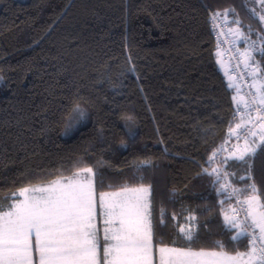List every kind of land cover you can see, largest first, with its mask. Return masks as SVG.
I'll return each mask as SVG.
<instances>
[{"label": "trees", "instance_id": "obj_1", "mask_svg": "<svg viewBox=\"0 0 264 264\" xmlns=\"http://www.w3.org/2000/svg\"><path fill=\"white\" fill-rule=\"evenodd\" d=\"M208 10L264 36L254 0H0V207L19 188L91 167L96 192L151 186L164 245L186 246L178 226L195 216L194 248L221 241L245 251L224 226L227 199L204 173L234 115ZM76 103L86 117L65 134ZM229 165L234 181L264 196V154L251 179Z\"/></svg>", "mask_w": 264, "mask_h": 264}, {"label": "snow or ice", "instance_id": "obj_2", "mask_svg": "<svg viewBox=\"0 0 264 264\" xmlns=\"http://www.w3.org/2000/svg\"><path fill=\"white\" fill-rule=\"evenodd\" d=\"M260 3L264 5V0ZM218 15L220 13H213V19ZM258 15L264 25V11ZM236 35L245 42L249 40L239 28ZM253 53L264 58V40L259 46L252 41L241 53L246 67L255 66L252 76L259 72L260 77L251 85L256 88L255 94L249 93L251 101H243L241 118L247 114L249 119H242L229 130L237 141H244L243 146L237 143L222 160L225 165L229 161L243 165L248 179L252 178L255 157L258 153L264 154V68ZM233 100L239 106L236 96ZM253 111L260 123L248 127L254 123ZM85 117L86 111L76 103L68 117L65 134H69ZM126 120L132 122L133 117L127 116ZM125 128L129 138L134 139L133 127L126 124ZM215 159L216 153H213L209 160ZM204 173L215 177L214 184H220L222 178L230 174L235 175L222 172L220 168H212L211 172L204 169ZM95 175L91 167L80 169L72 177L65 178V182L54 180L47 187L21 189L19 194L25 196L23 200L13 201L6 211L0 207V264H35L34 252L38 253V264H153L154 247L158 251L159 264H264V196L254 183L244 188L232 187L230 183L220 184L219 191L227 193L229 200L235 197L237 205L230 212H224L225 228L229 232L235 230L230 240L234 243L247 240L245 251L237 250L232 254L221 241H216L213 249L194 248L192 245L198 239L194 226H178V239L185 241L186 246L164 245L162 239H156L151 186H125L118 192L97 194ZM29 192H39L40 195H25ZM97 206L101 215L106 217L103 246L94 222ZM241 212L244 213L242 219L239 218ZM164 215L161 210L162 227L166 226ZM195 220V216L189 218V222ZM172 243L175 245L177 239Z\"/></svg>", "mask_w": 264, "mask_h": 264}, {"label": "built area", "instance_id": "obj_3", "mask_svg": "<svg viewBox=\"0 0 264 264\" xmlns=\"http://www.w3.org/2000/svg\"><path fill=\"white\" fill-rule=\"evenodd\" d=\"M213 13H220V15L216 16L215 19H213ZM237 20L240 22L239 24L235 22ZM207 22L215 37L216 52H218L216 61L218 63V66L224 77H233L234 81L237 84L238 92L241 95V102L239 106L234 108V115L227 126L223 141L208 156L206 160V169L211 172L212 168H220L222 172L227 171L229 173H232L229 162L228 165H225L222 163V160L223 158L227 157L229 152L233 150L234 145H236L237 143L241 145L244 142L242 139L237 141L236 136L230 135L229 130L231 124L235 119H237V121H240L238 123H241L242 119H249L247 114L243 115V117L241 118V113L243 112V101H251L252 96L249 95V93H256V88L251 86L253 84V76L251 71L252 66L246 67L245 58L241 56V53H243L245 49L248 48V45L251 44L252 41L250 40V32L245 29L242 21L236 14L229 15L227 13V15H225L224 12L208 10ZM237 28H239L249 36V40L247 42H245V40H243L242 38H238V36L236 35ZM251 116L254 123L247 125L248 127H254L256 124L260 123L259 120L255 119L257 116L256 112L253 111L251 113ZM222 145L223 148L221 147ZM213 153H216V159L210 162L209 158L213 156ZM211 177L214 181L215 177ZM223 183H230L232 187L236 188H244L246 185L251 184H239L233 180L231 174L227 177L222 178L220 184ZM220 184H215L218 191L220 188ZM229 191H231V189H229ZM223 195L225 199H227V193H223ZM241 199H243V197H241ZM227 201L229 209H231L232 207H237L235 203V197H233L231 200L227 199ZM243 215L244 213L241 212L239 218L242 219Z\"/></svg>", "mask_w": 264, "mask_h": 264}, {"label": "rangeland", "instance_id": "obj_4", "mask_svg": "<svg viewBox=\"0 0 264 264\" xmlns=\"http://www.w3.org/2000/svg\"><path fill=\"white\" fill-rule=\"evenodd\" d=\"M255 1V4L257 6V16L259 17L258 14H260L262 11H264V5H262L260 3V0H254ZM243 25L245 27L246 30H248L250 32V40L251 41H255L257 46H259L261 44V40H264V36L262 34H260L259 32L255 31V32H252L251 31V27L248 26V23H244L243 22ZM264 26V25H263ZM253 55L255 56V58L258 60V56L260 55L259 53H253ZM259 61V60H258ZM259 78V76H258ZM259 81V79H258ZM244 143V142H243ZM243 143L241 144V146H243ZM87 168V167H85ZM83 169V168H81ZM80 170V169H79ZM79 170H76L75 172L73 173H76L78 172ZM73 173L70 174V175H67V176H60V177H56L54 179H52L51 181H54V180H57V181H61V182H65V178H70L73 176ZM50 182V181H49ZM49 182H46V183H43V184H34V185H30V186H25V187H22V188H19L18 190H16L15 192H12L11 194V197H12V202L15 201V200H23L25 198V196L23 195H20L19 192L21 189H24V188H32V187H36V188H40V187H47L49 186ZM135 187H139V186H133V187H130V188H135ZM120 189H116V190H108V191H102V192H118L120 191ZM100 192H97V194H99ZM15 194V195H13ZM25 195H40L39 192H36V193H26ZM11 202V203H12ZM224 212H230V209L228 207V210L226 211H223L222 213V216H223V220H224ZM189 216L186 218V222L182 225L184 227H189V226H192V221L189 222ZM105 219L106 217L101 215V210L99 209V207L97 206V209H96V216H95V224H96V227L97 229L99 230V235H100V240H101V243L103 244L104 241H103V236H104V228H105ZM119 222L117 221L116 222V226H118ZM169 247H173V246H169ZM154 253H157L158 254V251L156 250V248L154 247V250H153V254ZM34 262L35 264H38V253H35L34 252Z\"/></svg>", "mask_w": 264, "mask_h": 264}, {"label": "crops", "instance_id": "obj_5", "mask_svg": "<svg viewBox=\"0 0 264 264\" xmlns=\"http://www.w3.org/2000/svg\"><path fill=\"white\" fill-rule=\"evenodd\" d=\"M246 50V49H245ZM218 56V52H216V58ZM247 63L251 64L250 61H248ZM255 66L253 65L252 68H251V71L253 72V68ZM258 76L260 77V74L259 72H257L256 76L253 77V80L256 79L258 81ZM226 78V82H227V85L228 87L231 89L232 91V94H231V98H232V102H233V106L234 108H236L238 106L237 102L233 100V96H236L237 98V101H240L241 102V95L240 93L238 92V87H237V84L236 82L234 81L233 77L229 76V77H225ZM231 85V86H230ZM258 86V84H257ZM238 122L240 121H237V119H235L233 121V123L231 124V127L230 128H235L236 124H238ZM101 245L103 246V244L101 243ZM234 254V253H232ZM153 264H159V257H158V254L157 253H154L153 254Z\"/></svg>", "mask_w": 264, "mask_h": 264}]
</instances>
